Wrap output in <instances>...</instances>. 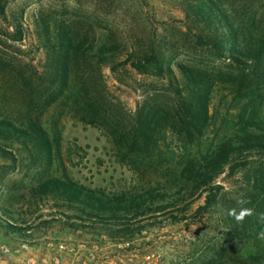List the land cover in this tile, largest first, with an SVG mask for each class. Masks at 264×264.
Returning a JSON list of instances; mask_svg holds the SVG:
<instances>
[{
	"label": "trees",
	"instance_id": "trees-1",
	"mask_svg": "<svg viewBox=\"0 0 264 264\" xmlns=\"http://www.w3.org/2000/svg\"><path fill=\"white\" fill-rule=\"evenodd\" d=\"M181 7L196 47L226 65L229 76L217 77L193 64L174 65L154 42L131 48L116 32L98 33L42 13L34 25L43 66L0 58L10 65L20 104L18 110L0 113V171L33 174L28 196L21 200L27 210L15 208L16 198L0 204V236L30 238L38 227L58 221L94 241L131 244L150 228L191 221L215 233L195 264H264L263 22L248 15L239 23L223 0H181ZM251 7H244L246 16ZM0 18L13 19L9 30L22 41L27 32L23 15L14 17L6 0H0ZM107 69L166 80L167 89L146 92L129 111L110 92ZM222 83L231 85L241 108H235L233 122L223 119L228 134L209 144L216 125L212 103ZM66 121L100 130L118 162L140 178V186L106 193L53 175ZM201 199L203 204L194 208ZM41 204H51L65 220L32 223L33 205ZM233 208L237 213L251 208L254 214L236 222L228 215Z\"/></svg>",
	"mask_w": 264,
	"mask_h": 264
},
{
	"label": "rangeland",
	"instance_id": "rangeland-1",
	"mask_svg": "<svg viewBox=\"0 0 264 264\" xmlns=\"http://www.w3.org/2000/svg\"><path fill=\"white\" fill-rule=\"evenodd\" d=\"M14 17L24 18L26 34L16 41L10 22L0 18V55L6 60L14 56L21 66H43L44 52L40 50L35 33V18L53 17L61 22H72L79 28L98 33L113 31L131 48L145 47L154 42L164 49L166 57L175 65L193 64L217 77H227L230 71L222 62L213 59L208 52L197 48L188 34V23L182 13L181 0H6ZM224 7L239 23H245L248 15H255L264 27V0L243 3L241 0H223ZM246 6H252L245 15ZM252 12V13H251ZM255 13V14H254ZM246 16V17H244ZM243 18L245 20H243ZM7 61L0 60V113L18 110L14 97ZM17 64V63H15ZM11 70V67H10ZM110 92L134 111L145 100L146 92L162 93L167 89L166 80L143 77L133 70L113 74L105 70ZM221 81V79H219ZM212 112L216 125L208 136V143L219 142L228 134V124L237 114L239 100L229 91L231 85H218ZM226 88V89H225ZM11 108V109H10ZM263 108L264 104L260 107ZM231 114L232 117H229ZM47 116L45 121L49 119ZM48 127V124H46ZM62 152L51 173L57 177L67 175L72 180L106 193H124L140 186V178L134 176L118 162L109 139L95 128L84 127L66 121L63 128ZM171 148L177 146L170 143ZM164 158L165 152L163 149ZM33 174L26 170L4 173L0 171V204L16 198V209L27 210V189ZM203 204V199L194 205ZM30 221L36 224L63 218L51 204L33 205ZM64 222V221H63ZM215 233L209 228L186 221L178 225L166 223L163 227L150 228L131 244H119L105 238L94 241L92 237L73 233L63 223L38 227L30 238L0 236V264H195L199 256L213 244ZM26 245L27 249H22ZM5 249L9 252L5 253ZM248 253V251H246Z\"/></svg>",
	"mask_w": 264,
	"mask_h": 264
},
{
	"label": "clouds",
	"instance_id": "clouds-1",
	"mask_svg": "<svg viewBox=\"0 0 264 264\" xmlns=\"http://www.w3.org/2000/svg\"><path fill=\"white\" fill-rule=\"evenodd\" d=\"M246 201L244 200H238L237 204L239 205H243L245 204ZM254 214V210L251 208H241L239 213H237V210L235 208L230 209L228 212V215L230 217H233L236 222H242L246 217L251 216ZM262 236H264V233L261 234Z\"/></svg>",
	"mask_w": 264,
	"mask_h": 264
},
{
	"label": "built area",
	"instance_id": "built-area-1",
	"mask_svg": "<svg viewBox=\"0 0 264 264\" xmlns=\"http://www.w3.org/2000/svg\"><path fill=\"white\" fill-rule=\"evenodd\" d=\"M22 249H27V246L26 245H23L22 246ZM9 252V250L8 249H5V253H8Z\"/></svg>",
	"mask_w": 264,
	"mask_h": 264
}]
</instances>
